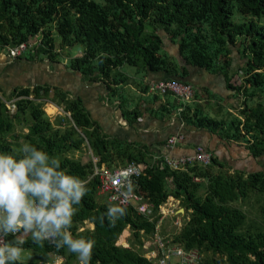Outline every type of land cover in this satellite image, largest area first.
Returning a JSON list of instances; mask_svg holds the SVG:
<instances>
[{"label":"trees","instance_id":"1","mask_svg":"<svg viewBox=\"0 0 264 264\" xmlns=\"http://www.w3.org/2000/svg\"><path fill=\"white\" fill-rule=\"evenodd\" d=\"M236 14L241 17L238 23L233 20ZM56 33L61 48L82 46V53L70 59L68 69L85 83H103L106 98L121 101L119 107L131 124L150 109L142 107V102L129 104L126 89L131 78L122 72L125 66L135 67L138 74L165 73L174 77L168 81L187 84L186 66L224 76L235 105L225 108L224 100L211 93L209 100L220 102L210 106V111L205 104L181 101L179 118L223 140L245 143L253 157H264V0H0V48L40 36L42 42L34 56L55 62L60 60ZM161 34L178 45L186 66L181 67L163 50ZM239 46L245 62L236 73L232 71V49ZM140 88L150 90L147 84ZM13 97L17 98L13 115L0 100V153L30 143L58 157L67 173L88 181L90 192L70 231L76 238L96 241L90 264H156L157 258L144 251L143 238L157 235L161 207L170 198L180 202L186 221L169 245L198 251L200 264H264V224H248L244 210L256 203L264 222V168L246 172L213 152L209 165L191 163L173 169L167 155L155 154L147 143L110 135L80 97H71L61 88L18 89ZM157 98L158 94L153 95ZM200 98L195 92L192 100ZM50 102L69 115L54 121L46 112ZM18 126L24 131L10 138L12 132L18 133ZM85 147L99 158V166L142 164L144 173L134 179L132 191L144 197L151 212L142 213L132 205L124 207L126 215L115 224L107 219L101 223V215L115 204L101 194L95 161L83 162L70 155ZM85 224L94 227L85 228ZM128 228L134 239L126 248L120 240ZM17 235L26 241L23 248L37 257V261L22 264H49L54 262L51 256L61 257L65 264L78 261L66 249L47 241L34 243L30 234Z\"/></svg>","mask_w":264,"mask_h":264},{"label":"crops","instance_id":"2","mask_svg":"<svg viewBox=\"0 0 264 264\" xmlns=\"http://www.w3.org/2000/svg\"><path fill=\"white\" fill-rule=\"evenodd\" d=\"M161 36L163 37V50L181 67L186 66L178 45L163 34ZM11 48H0V92L6 96L7 101L17 99L13 95L18 89H34L37 86L61 88L70 93L71 97H80L91 116L99 121L110 135L121 140L145 142L155 154L177 157L192 154L199 145H204L223 161L230 163L233 167L244 169L246 172L260 171L264 168V157H253L245 143L223 140L218 134L208 129L197 128L181 120L178 113L181 100L176 96L158 94L160 98L153 99V95L156 94L150 90L144 92L140 88L141 84H147L150 87L153 84L173 79L172 76L165 73H144L141 74V78H136L137 75H134L135 78L129 76L131 84L126 89L130 97L129 104L135 106L142 102V107L150 109L142 115L138 122L131 124L119 107L121 101L112 102L106 98L107 90L103 83L83 82L79 74L68 69L67 58L64 62L61 60L54 62L47 56H34L36 50L16 57L11 54ZM233 60L234 64L239 63L238 60L235 61V56ZM186 69L188 75L184 81L193 85L201 96V100L190 101L191 103L206 104L207 111L211 110L210 106L220 102L217 98L224 100L222 104L225 108L236 104L224 76L211 74L195 65L186 66ZM177 79L180 80V78ZM211 93L217 98L209 100ZM49 107L57 110L53 119L59 114L57 112L61 113L62 108L56 103L50 102ZM230 111L234 112L231 109ZM211 112L214 114L215 110ZM177 135H183L184 140L174 145L170 144L171 137ZM169 200L175 201L173 198Z\"/></svg>","mask_w":264,"mask_h":264},{"label":"clouds","instance_id":"3","mask_svg":"<svg viewBox=\"0 0 264 264\" xmlns=\"http://www.w3.org/2000/svg\"><path fill=\"white\" fill-rule=\"evenodd\" d=\"M87 185V180L67 173L58 157L30 143L0 153V264H22L26 241L18 233L30 234L34 243L47 241L66 249L79 264H90L96 241L76 238L70 231L90 192ZM124 215V207L112 205L100 222L115 224Z\"/></svg>","mask_w":264,"mask_h":264},{"label":"built area","instance_id":"4","mask_svg":"<svg viewBox=\"0 0 264 264\" xmlns=\"http://www.w3.org/2000/svg\"><path fill=\"white\" fill-rule=\"evenodd\" d=\"M42 39L37 36L34 40L23 42L11 48L13 56H21L28 51H35L40 45ZM150 92L159 95L172 94L183 102H189L195 95V87L191 84L172 80L162 81L150 86ZM0 100L6 105L11 114H15L17 109L15 101H7L3 98L0 92ZM183 135L173 136L170 139V144L174 145L177 142L183 141ZM214 153L206 146L199 145L192 154L181 155L177 157H166V161L173 169H179L187 164L201 163L209 165L213 162ZM99 158L95 159L96 169L95 175L99 176L102 181L101 194L109 199V202L121 207H129L134 205L142 213H150V205L147 204L140 194L132 191V185L136 177L144 173L142 164L132 162L127 166L109 168L106 165L99 166ZM173 246V245H172ZM161 254L157 258L156 264H200V255L198 251H186L182 247H166L163 240L160 241ZM58 257L52 264H57ZM63 262V260H62ZM62 264V263H61Z\"/></svg>","mask_w":264,"mask_h":264},{"label":"rangeland","instance_id":"5","mask_svg":"<svg viewBox=\"0 0 264 264\" xmlns=\"http://www.w3.org/2000/svg\"><path fill=\"white\" fill-rule=\"evenodd\" d=\"M97 1H103V0H97ZM240 19H241V17L238 14H236L233 20H234V22L238 23L240 21ZM56 39H57L58 49H60L59 59L64 62V60L67 58L66 64H69V61L71 58H74L77 55H80L82 53V46L76 45V46L71 47V48H61L60 47L61 38L57 33H56ZM232 52H233V56H235V58H236L235 61H237V60L239 61V63L233 64V67H232V71L237 73L239 64L244 63L245 60L242 59V53H241L242 49L240 46L238 48L233 47ZM46 59H48V58H46ZM123 71L125 74H127L130 77L135 78L134 75H137L136 78H141V76H142L141 74H138L135 67H132L129 65L125 66ZM90 83L95 84V82H90ZM2 96L5 100L7 99L6 96H4V95H2ZM193 96H195V95H193ZM190 101H193V100L191 99ZM254 103H256V102L251 103V105L254 106ZM49 104L50 103H48L46 105V112H48V114L53 119V116H55L54 113L57 110L54 107L50 108ZM57 113H59V114H57V116L53 119L54 121H57L61 116L69 115V113H67L63 107L61 109V113L60 112H57ZM11 115H13V114H11ZM212 116L216 117L214 114H212ZM15 131L18 133L12 132L9 135L10 138H14V134L20 135V133H22L24 130H22L21 127L18 126V127H16ZM70 155L77 158V159L82 160L83 162H88L90 160L95 161V159L98 158L94 154V152H92V150H90L86 147L80 151H73L70 153ZM248 205L246 207H244V210L247 211L248 215H249L248 224H250V223L256 224V222L260 223V224H264L263 219H262L260 212H259L258 205L256 203H251L250 208ZM237 206H239V204H237ZM181 209H183V208L180 206V202L177 203L175 201H170V200L164 206L161 207L162 218H161V221L158 225L157 235L156 236H150V237L145 236L143 238V240L145 242L144 251L146 252L148 257H150V258H159L160 257V254L162 253L161 252L162 250L160 248V241L161 240H163V243L166 247H178L176 245L172 246L169 244H172L171 240L173 238V235L175 233H178L181 230L182 226L184 225V223L186 221V218L184 217L185 213H181ZM248 210H250V211H248ZM84 227L91 229L94 226H92L91 224H85ZM133 239H134L133 231L130 228H128V230L124 233L122 239L120 240V245H122L126 248H129V247H131V240H133ZM52 260L55 261L56 258L54 259V257L51 256L50 261H52ZM62 260L59 259L57 264H61V263L65 264V263H63L64 261L62 262ZM33 261H37V257L34 255V253L32 251L25 250L23 253V257H22V262L29 263V262H33ZM52 263L53 262H50L49 264H52ZM73 264H79V261H75Z\"/></svg>","mask_w":264,"mask_h":264},{"label":"water","instance_id":"6","mask_svg":"<svg viewBox=\"0 0 264 264\" xmlns=\"http://www.w3.org/2000/svg\"><path fill=\"white\" fill-rule=\"evenodd\" d=\"M181 213H185V210L184 209H181Z\"/></svg>","mask_w":264,"mask_h":264}]
</instances>
